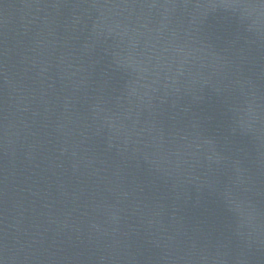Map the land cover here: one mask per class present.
<instances>
[{
	"label": "water",
	"instance_id": "obj_1",
	"mask_svg": "<svg viewBox=\"0 0 264 264\" xmlns=\"http://www.w3.org/2000/svg\"><path fill=\"white\" fill-rule=\"evenodd\" d=\"M0 264H264V0H0Z\"/></svg>",
	"mask_w": 264,
	"mask_h": 264
}]
</instances>
